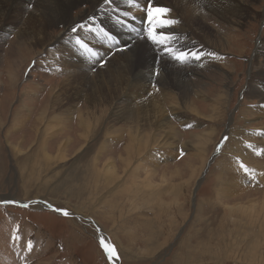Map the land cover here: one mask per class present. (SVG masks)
Segmentation results:
<instances>
[{"label":"rangeland","instance_id":"rangeland-1","mask_svg":"<svg viewBox=\"0 0 264 264\" xmlns=\"http://www.w3.org/2000/svg\"><path fill=\"white\" fill-rule=\"evenodd\" d=\"M244 2L250 6L248 14L233 23L239 28L231 34L237 40L216 48L215 56L230 60L225 68L229 72L222 74L225 78L219 76L223 65L213 63L197 70L190 81L210 91L228 87L224 117L213 121L206 111L212 102L204 97L193 94L198 113L185 112L175 107L180 100L164 97L162 116L139 113L143 143L139 149L132 148V155L125 151L126 131L134 126L130 107L148 103L147 95L156 93L158 86L165 95L172 88L162 87L157 78L148 91L139 93L137 87L131 94L129 87L126 92L103 87L99 96L89 71L103 68L110 75L113 70L126 82L129 72L118 58L106 63L97 47L89 45L97 65L80 71L73 59L67 61L71 59L68 50L44 46L49 32L40 31L45 39L37 42L40 25L28 20L26 11L22 16L18 10L0 9V264H115L111 253L121 264H264V101L260 103L258 97L264 89V54L258 53L264 46V0L252 6ZM138 3L129 2V19L141 28L149 22L139 10L151 3ZM32 10L31 5L27 11ZM217 19L214 16L207 24L218 28ZM122 24L130 30L128 22ZM227 26L222 25L221 34L228 33ZM60 30L54 34L60 35ZM197 33L202 46L212 47L211 41L216 42L214 33L209 37ZM105 34L107 43H122L119 36ZM15 40L18 44L13 45ZM165 48L157 52L173 60L180 55ZM182 52L187 51L178 53ZM43 108L45 121L58 119L51 122L55 127L44 137V150L40 131L45 124L37 122ZM253 108L257 109L251 113ZM85 111H91L98 124L88 138L77 125V114ZM154 117L167 119L173 126L154 129L149 124L152 129L148 128L145 122ZM207 133L212 135L210 143L198 149L199 138ZM45 151L51 159L44 157ZM191 161L201 168L195 180L184 184L181 172L186 173ZM229 173L242 183L231 188L223 180ZM151 176L154 184L148 185ZM220 189L229 191L227 197L239 196L226 200L218 195Z\"/></svg>","mask_w":264,"mask_h":264},{"label":"bare ground","instance_id":"bare-ground-1","mask_svg":"<svg viewBox=\"0 0 264 264\" xmlns=\"http://www.w3.org/2000/svg\"><path fill=\"white\" fill-rule=\"evenodd\" d=\"M246 1H248L252 6L253 2L256 0H246ZM129 2H130V4H135V5H137L138 2L144 3L146 5H147V3H151V6L153 8H155V7H163V8H168V9L171 8V11H169L168 13H164L161 16H157L152 21L151 25L149 23H145V24L141 25L142 26L141 28H139V26L137 24H134L129 19L131 12H132L131 7L129 5ZM84 4H88V5L85 9H82L81 6ZM31 5H32L33 10L27 11L29 6H31ZM247 7L249 8L250 6L249 5L247 6L245 4L244 0H112L111 4H108L106 2V0H0V9L3 10V12L4 11L10 12L13 10L14 11L18 10L19 15L23 16V15H25V11H26V15H28V20H30V19H32L33 21L36 20V22H38L40 25L36 29V30H39L37 32V38H36L37 42L39 41L38 39H40V41H43L45 39V37L42 38L43 32H40V31L49 32V36L43 42L44 46L45 47L59 46L58 47L59 50H60V48H62V50H68V53L71 55V57H70L71 59L68 58L67 61H70L73 59L74 64L80 69V71H87V69L94 66V64L96 63V60L94 59L95 57L91 53H89L90 51H88L89 45H94V48L97 47L98 50H96V51L99 53V56L102 57V59H106V63L107 62H109V64L113 63L114 62L113 59L118 58L119 63L121 65L125 66V69H127V71L129 72L128 73L129 77L127 78L126 82H124V80L122 81L124 76L118 75L117 72H115L113 70H109V71H111L110 75H106L103 68H99L95 72L89 71L90 74L93 75L92 76L93 77L92 81L94 83L93 87H95V91L99 94V96H101V94H102L101 89L103 87L107 88V89L109 88L111 90H113V88H115L114 92L115 91L119 92L121 90L126 92V89L129 87L127 93L130 92L131 94L135 93V89H137V87L140 88L139 93L142 91H148L149 87L152 86V84L154 85L157 78H159L158 82L159 81L161 82L160 84L162 87L168 86L169 88H172L170 93L165 95L162 88L160 86H158L159 88L158 89L156 88L157 90L155 89L157 91L156 93L152 92L153 95H147V97L150 98V101L148 103H146V102L135 103L134 107H130L128 114H129V117L133 119V121H131V122H133L132 124H134V126L129 127V129L126 131V134H127L126 139L129 141V143L126 144L127 147L125 149V151H127V153L130 155H132V152H130V151L132 150L133 147H134V149H139L143 143V135H141V133H140V131H142V130L138 131V129H139L138 125H142V122L139 121V113L147 112V114H148L149 112H151V113H156V114L162 116V111L164 110V107L166 104L165 102H162V98H164V97L166 100L167 99H170L173 101H175V100L179 101L180 100L181 105L176 101L177 103L174 102L176 104V106L175 105H173V106L178 107V108L181 106V109L183 108V109H185V112H189V113L200 112L198 109V105L196 104L197 102H195L192 99L193 94L195 96H197V98L204 97L208 101L212 102L211 104L209 103V107L206 110V111L210 112L209 117L213 121H217L218 119L220 120V118L224 117V112H225L224 108L226 107V104L229 101V99H228L229 95H227V94H229L230 91L227 89L228 87L224 88V89L219 88V89H216L214 91H212L213 89H211V91H210V89H208L207 87L204 89V88L197 86L196 84L195 85L193 84V86H192L190 81L192 80V77L197 74V72H196L197 70H199L200 68L202 69L203 67L210 66L213 63H214V66H215V63H217V64L219 63V64H221V66L223 65L222 66L223 71L226 70L225 68H228L227 66H228V63L230 60L228 61L227 59L223 58V56H220V55L215 56L216 54H218V53H216V52H218L216 48L218 46L223 47V45L224 46L228 45L230 42H235L237 40L235 35H231L232 32L239 29V28L237 29L238 26L233 25V23L235 24L238 21L240 23L244 19V17H246V15L248 14L247 12H249V9ZM116 10H119V15H117ZM75 11H76V14H74ZM125 12L128 13L127 17H125V15H124ZM139 12H143L142 14H144V13L147 14V9L145 8L144 10H139ZM169 16H170V19H168ZM214 16L216 18H219V19H217L218 21H216L219 24L218 28H216V27L214 28V27L209 26L207 24V21L212 19ZM232 18L235 19V21H231L230 19H232ZM122 19H125V21L128 22V24L130 25V27H128V28H130V30L127 29V27L122 24L123 22L125 23V21L120 22V20H122ZM165 21L167 23H164ZM153 22H156L157 24H154ZM230 22H231V24H230ZM162 24H163V26H161ZM89 25H91L90 28H89ZM222 25H228L227 29H226L228 31L227 34H221L220 33ZM153 26H155V34H156L157 39H160L161 34H163L165 37H167V39L164 40L163 44H154L152 42V40L148 38V34H149V32L152 31ZM2 27H4V26H2ZM61 28H62V31L60 30ZM73 28H76L77 32L73 31L76 33L72 32L69 35H66L67 32H69V30H71ZM196 28L198 29L199 34H201V35L203 34L202 36L209 37L211 34L214 33V37L216 39V42L214 40L215 44L211 41L212 47H208L205 45L202 46L203 42L201 43L202 39H200L201 36L197 33ZM57 29H59L61 31L60 35H58V36L56 34H54L55 33L54 31ZM195 31L200 37H198L196 35ZM2 32L5 33L4 30ZM109 32L111 33L112 36H119L122 39V43L120 45H118V44L111 45V44L107 43L106 41L108 40V38L106 37L105 33H109ZM103 33L105 34V36ZM112 33H114V34H112ZM44 34H45V32H44ZM229 35H230V37H229ZM32 37H34V36H32ZM17 38L19 41V36ZM208 39H210V38H208ZM18 41H16L15 43L13 42V45L18 44ZM40 41H39V43H40ZM25 42H27V40ZM85 44L88 45L86 50L83 48V45H85ZM163 46H165L167 49H172L175 53L177 51L178 52L179 51L180 52L181 51H187L189 53V55L184 60H179L176 57H175L176 59L173 60L172 59L173 57L163 56L160 54V52H157V50L160 51ZM120 47H121V49H119ZM127 48H128V50H127ZM192 51H197V52L203 51L205 53V55L200 60H196L195 58L191 57V55H190V53ZM178 52H177V55L181 54ZM258 53L264 54V46H262V45L260 46V48L258 49ZM107 54H109V55L112 54V56L107 57ZM170 55L171 54H169V56ZM111 58H113V59L111 60ZM64 60H65V62H67L66 59H64ZM182 61H185V62H182ZM95 65H97V63ZM224 66H226V67H224ZM253 69H252V71H253ZM258 69L259 68H257V70ZM90 70H92V69H90ZM223 71L219 73L220 77H222V76L224 77V75L225 76L227 75L226 72L228 70H226L224 72ZM230 73H231V71H230ZM217 74H218V72H217ZM222 74H224V75H222ZM13 75H14V73H13ZM195 83H197V82H195ZM203 84L204 83H201V85H203ZM151 88L153 89V87H151ZM136 92H137V90H136ZM189 93H191L192 97L189 95ZM142 95H144V94H142ZM147 97H146V99H147ZM245 97H247V96H245ZM258 97L260 98V103L262 101H264V89L261 93L258 94ZM92 100L89 99L88 102H90ZM96 100H97L96 103H98L101 101V98L99 97V99H96ZM113 101H114V99H113ZM54 103L58 104L59 102L54 101ZM168 103H167V105H168ZM89 104H91V103H89ZM173 106H172V108H173ZM203 108H204V106H203ZM166 109H168V108H166ZM256 109L257 108H253L251 110L249 109V111L251 113H254V111ZM258 109H260V108H258ZM66 110H68V114L69 113L71 114V112H70L71 109L68 108ZM39 111L41 112V114H40V117L37 120V122L38 123L43 122L45 124V126L43 127L45 129L43 131H40V133H41L40 136L42 139L40 141V144H41L40 146H41L42 150H44V148H46L45 144H43V143H45L44 137H45V135H47L48 131H52V129L55 127L54 125H52L51 122H53L54 120L57 121L58 119L55 117L53 119H49L47 122L44 120V115L46 113L45 108H43ZM176 111H178V110H176ZM165 114H166V112H165ZM177 114H178V112H177ZM91 115H92L91 111H85L83 113L77 114V119H78L77 125L81 129H83V136L85 138H88L89 136L91 137L93 135L94 129L97 127L96 125H98V124H96L97 120L93 121ZM122 116L123 115H121V117ZM140 117L142 118V116H140ZM148 117H149V115H148ZM153 119L154 120L150 119L151 121L148 120V122H145V121H143V122H145V124L147 123V125H146L147 127L149 124L153 125L154 129H156L157 127H160V126H162V127L163 126H165V127L173 126V124H171V121H168L167 119L157 120V119H155V117ZM135 126H137V127L135 128ZM148 128L152 129V127H148ZM165 129H167V128H165ZM160 132H161V130H160ZM229 132H230V129H229ZM137 133H140V135ZM148 133H150V132H148ZM109 134H110V132H107V136ZM145 135H147V133ZM156 135L157 134H154L152 136L156 137ZM160 136H161V134H160ZM145 138H147V137H144V140H146ZM211 139H212V135H210L208 133L205 135H202L199 138L200 145H199L198 149L201 146H203V147L208 146ZM66 141L69 143V139ZM66 141L64 142V145L67 143ZM261 142H262L261 144H264V140H262ZM157 144H159V143H157ZM157 144H155V145H157ZM212 144H214V143H212ZM209 147H210V145H209ZM134 149H133V151H134ZM142 150H144V149H141V151ZM207 151H208V148H207ZM45 154L46 155H44V157L47 158V160L51 159V156L46 151H45ZM197 155H199V153ZM246 155H244V156H246ZM142 156H144V155H142ZM207 156H209V155H207ZM197 160H199V162L203 163V159H201V160L197 159ZM185 161H187V160L185 159ZM191 162L192 163L188 164L189 167L187 166L188 169L186 168V173H185V171H183L184 172L183 174L181 172V176H180L181 179L180 180H185L184 184H186L187 181H193V179L198 174L199 169L201 168V166H199L197 163L194 164L193 161H191ZM207 162H204V164L205 163L208 164ZM147 165H149V164H147ZM150 167H152V166H150ZM98 168H99V166H98ZM109 170H110V167H109ZM147 172H149V171H147ZM173 172H175V171L173 170ZM115 173H118V172H115ZM179 173H178V175H179ZM231 174L232 173H229V175H227L226 179H223V180L227 181L226 183L229 186H231L233 184H237L239 186L242 183V181H239L238 176H236L235 174H232V175ZM152 176H154L153 172H152ZM152 176H151V179L148 178V180H147L148 185L154 184V182L152 180L153 179ZM157 176H159V175H157ZM116 178L118 179V177H116ZM138 178H141V177H138ZM157 180H159V179H157ZM221 182H222L221 179H219L218 183H221ZM99 183H100V181H99ZM231 188H232V186H231ZM237 189H238V187H237ZM227 192H229L227 189H225V190L220 189L218 191V195L221 198H225L226 200H232V201L237 196H239V195H237L236 197H227V195H228ZM252 195H253V193H252ZM241 196H243V195H241ZM246 198H247V195H246ZM239 200H241V199H239ZM239 208L241 209V207H239ZM240 209H237V211ZM247 209L250 210V208H247ZM227 210H230V209H227ZM249 210H248V212H249ZM233 211H234V209H233ZM231 213H232V211H231ZM235 217H236V215H235ZM257 221H259V220H257ZM261 226H264V225H261ZM248 228H250V227H248ZM110 255H111L110 258L113 259L115 264H121L120 261L117 260V258L114 256L113 253H111Z\"/></svg>","mask_w":264,"mask_h":264},{"label":"snow or ice","instance_id":"snow-or-ice-1","mask_svg":"<svg viewBox=\"0 0 264 264\" xmlns=\"http://www.w3.org/2000/svg\"><path fill=\"white\" fill-rule=\"evenodd\" d=\"M106 2L108 4H111L112 0H106ZM117 11V15H119V10ZM170 11V9L168 8H163V7H155L153 8L151 5L148 6L147 8V20L149 22V24H152V21L157 17V16H161L164 13H168ZM125 17H127L128 13L125 12L124 13ZM164 23H167L166 21ZM163 26V24L161 25ZM91 27V25H89V28ZM73 31H76V28L72 29ZM148 38L152 40V42L154 44H163L164 40L167 39V37H165L163 34H161L160 39H157L156 34H155V26H153L152 31L149 32L148 34ZM86 47V45H85ZM128 50V48H127ZM166 52H170V49L165 48ZM189 53L187 52H182L179 56H177L176 58L179 60H184L186 57H188ZM191 57L195 58L196 60H200L205 53L203 51L197 52V51H192L190 53ZM227 139V138H225ZM65 215H67L68 213L65 211L64 212ZM101 243H103V238L101 239ZM107 251H113L112 249H106Z\"/></svg>","mask_w":264,"mask_h":264}]
</instances>
